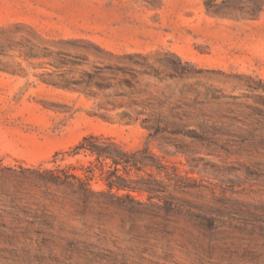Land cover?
I'll list each match as a JSON object with an SVG mask.
<instances>
[{
  "label": "rangeland",
  "instance_id": "1",
  "mask_svg": "<svg viewBox=\"0 0 264 264\" xmlns=\"http://www.w3.org/2000/svg\"><path fill=\"white\" fill-rule=\"evenodd\" d=\"M0 264H264V0H0Z\"/></svg>",
  "mask_w": 264,
  "mask_h": 264
},
{
  "label": "trees",
  "instance_id": "2",
  "mask_svg": "<svg viewBox=\"0 0 264 264\" xmlns=\"http://www.w3.org/2000/svg\"><path fill=\"white\" fill-rule=\"evenodd\" d=\"M109 142V143H108ZM81 152L88 153L91 156H94L96 160L99 161H110L109 165V176L116 177L117 179H121L120 176L116 175L118 172V166L121 165L124 170L128 167H134L138 169V165L142 164L146 166V164H143L140 160L136 159V154H130L128 155L125 151L121 150L117 146H113L112 143H110L109 139L97 137L93 135H89L84 137L73 149V155H77ZM39 173V172H38ZM72 177L75 182L78 183V185L81 187L82 192L89 191L88 182L90 180L87 175H85V179H82V177L72 174V173H66L64 176V180L61 179L60 175H58L54 170H44L43 173H39V179L44 183H57L58 181H63L65 183L68 182L67 177ZM107 186L112 189L113 187H116L117 189L124 188V186L116 185L114 184L113 180H111L109 177L106 179ZM143 191H146L148 193H152L154 190L148 187L141 188Z\"/></svg>",
  "mask_w": 264,
  "mask_h": 264
}]
</instances>
